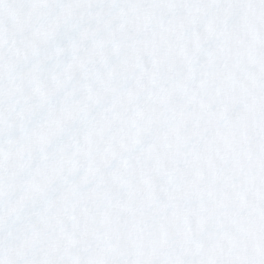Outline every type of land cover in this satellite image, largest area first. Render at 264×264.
I'll list each match as a JSON object with an SVG mask.
<instances>
[{
	"label": "snow or ice",
	"instance_id": "snow-or-ice-1",
	"mask_svg": "<svg viewBox=\"0 0 264 264\" xmlns=\"http://www.w3.org/2000/svg\"><path fill=\"white\" fill-rule=\"evenodd\" d=\"M0 264H264V0H0Z\"/></svg>",
	"mask_w": 264,
	"mask_h": 264
}]
</instances>
